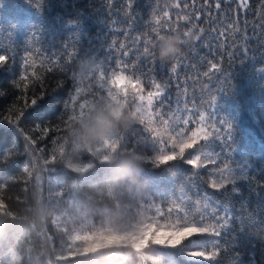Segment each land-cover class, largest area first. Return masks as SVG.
I'll return each instance as SVG.
<instances>
[{
    "label": "trees",
    "instance_id": "obj_1",
    "mask_svg": "<svg viewBox=\"0 0 264 264\" xmlns=\"http://www.w3.org/2000/svg\"><path fill=\"white\" fill-rule=\"evenodd\" d=\"M218 2L217 10L213 0H133L130 19L128 0H0V264L12 250L20 264H264V0H249L246 10L238 0ZM186 31L200 39L162 63L161 40ZM216 34L227 45H245L241 36L251 34L250 51L229 62L227 47L206 46ZM173 65L186 89L181 103L161 110L154 95L142 117L140 95L156 93L153 82L165 81ZM114 73L142 91L121 80L124 92L107 94ZM165 94L178 103L175 89ZM87 103L118 104L131 118L106 150L77 139ZM216 123L229 136L202 139L205 127L220 132ZM192 132L198 139L183 158L157 163L178 155L173 142ZM196 156L197 167L189 163ZM126 161L132 167L122 173ZM79 163L92 167L81 171ZM226 168L247 173L231 183ZM141 224L190 232L174 244L151 236L140 248L108 240L107 228ZM76 234L92 238L59 257Z\"/></svg>",
    "mask_w": 264,
    "mask_h": 264
},
{
    "label": "snow or ice",
    "instance_id": "obj_2",
    "mask_svg": "<svg viewBox=\"0 0 264 264\" xmlns=\"http://www.w3.org/2000/svg\"><path fill=\"white\" fill-rule=\"evenodd\" d=\"M207 2H208V0H205V3H207ZM213 2H214V6L217 10L221 8V3L218 2V0H213ZM239 3H240V6L246 10L248 7V4H249V0H239ZM127 7H128V11H129L128 17L131 19L132 18L131 8L133 7V0H128ZM178 7H179V5H178ZM184 19L188 20L189 17L184 16ZM194 19L197 21L200 19L199 13H196L194 15ZM209 19H210V17H209ZM172 26L174 28V24ZM189 32L190 31H186L185 35H187ZM249 35H251V34L241 36V38L245 40V45H236V42L234 40L232 41V44L227 45L225 43V40H224V34H216V35H214L212 41H209L206 43V46L211 49L213 43H216L219 46L227 47L228 51L226 53H224V55L227 58V60L229 62H231L236 57L237 51H239L240 54H246L250 51L246 46L247 42H248ZM162 37H163L162 35L158 36V39H161ZM149 48H151V42H149V44L143 46L144 53H148ZM229 53H231V54L229 55ZM127 54H128V49L123 48L122 53H121V60H123V57ZM5 59H6L5 57L0 56V66H2L4 64ZM148 61H149L148 67L153 68L155 64L153 63L151 56L148 57ZM125 63L127 64V62H125ZM205 63L210 68H213V69L216 68L215 63H209L208 61H205ZM217 63H221V62L217 61ZM128 66H131L134 68V66H132V65H128ZM110 70L111 69L109 68L108 71H110ZM205 74L209 75V76L211 75V73H205ZM153 75H154V72H153ZM120 80L127 81V86L129 88H134V89H138L139 91H142V89H140V85H139L138 81L133 82V80L130 76H125L123 73H120V74L114 73L111 77V80H110L111 87L109 88L107 94H119L120 90L117 88H114L113 86ZM162 84H163V88H162ZM152 86H154L158 91L156 93L149 91L147 94V98H153L154 95L158 96L160 98L159 103H158V108H160L161 110L166 109L168 112L172 111L173 108H175L179 103H181V93L186 90L185 85L183 84L180 76L178 75V68L175 65H173L171 67L170 75L165 81H159V82L154 81ZM113 89H114V91H113ZM165 89H167V90L175 89L176 90V93H177L176 100L178 101L177 104L173 105L170 100L166 99L167 94H165ZM167 93H168V91H167ZM140 97L145 98L143 95H140ZM42 98L43 97H41V99ZM214 102H215L214 99L210 100L208 102L209 103V109H210L209 110V122L210 123H211V116H212V111H213L212 105L214 104ZM69 103H71V99L69 100ZM36 104H37V99L33 98L31 100V105L35 106ZM80 105H79V107H80ZM151 106H150V108H151ZM24 115H25V111H19L17 119L24 117ZM197 115H199L198 112H197ZM184 123L186 124V123H188V121L185 120ZM216 126L219 128V131L224 132L223 137L229 136L230 130L221 127L218 123H216ZM149 129H151V128H149ZM149 129H148V131H149ZM177 135L182 136V132L177 130ZM207 138H208L207 135H205L204 139L206 140ZM170 139H172V138L170 137ZM197 139H198L197 132H192V138L191 139L184 140L183 142L179 143L178 145L175 142H173V147H177V146L179 147V154L177 155V153L172 152L171 154L161 155V156L157 157V163L158 164L169 163V162H172L174 160L183 158L185 156V149L193 148L194 145L196 144ZM200 160H201V157L196 156L194 159L189 161V163H191L193 166L197 167L198 162ZM212 186L214 188L217 187V184L215 183V181H213Z\"/></svg>",
    "mask_w": 264,
    "mask_h": 264
},
{
    "label": "rangeland",
    "instance_id": "obj_3",
    "mask_svg": "<svg viewBox=\"0 0 264 264\" xmlns=\"http://www.w3.org/2000/svg\"><path fill=\"white\" fill-rule=\"evenodd\" d=\"M122 83L123 82L121 80L118 81V84L120 86L122 85ZM118 89L120 90L119 93L124 92V88H122V86ZM144 97L145 98H140L138 100V104L140 105V107H142V109H141L142 114H143L142 117L149 116L148 112H145L146 111L145 109L147 106H151L150 104L153 100V98H147V96H144ZM101 106H103V104H101ZM101 106L98 105V107H96L94 103H92L90 105L87 103L85 106V110L83 112V115H85V117L87 119H89L95 113V111L97 109H99ZM177 120L179 122L178 124H185L184 123L185 120L188 121V123H186V124H189V123H191V120H193V119L186 118L185 120H183V119L177 118ZM181 120H183V121H181ZM173 122H174V120H173ZM204 129L201 130L200 133L203 137L202 139H204L205 135H207L208 138L206 140L218 139L224 133L221 131L218 132L217 130H216V132H214L211 129H208V127L207 128L205 127ZM186 137H188V136H186ZM116 140H117V136L115 134L114 136H112L109 139L97 142V143H99L97 150H102V149L106 150L110 145L115 144ZM77 166L81 171H85V170L89 169L90 167H92V164L79 163V164H77ZM226 169H229V171H225L224 175L226 176V178H229V182H231V183L242 179L244 177V175L247 173V172H245L246 170H241L240 172L237 173V170L235 168H226ZM247 169H249V167ZM224 175L220 176L219 179L225 180ZM3 225H4V219L0 218V231L3 227ZM106 230L112 231V235H113L111 238H108V240H113L114 238H116V239H114L115 241H118L120 243L124 242L125 244L131 243L132 245H134L137 248L142 247L151 236H154L155 238H157L161 242L163 240H166L170 244H174V243L178 242L179 240H181L182 238H185L188 235V233L190 232V230H188V229L187 230L186 229H177V230L173 229L171 232H167V231L162 230V229L152 228L151 225H148V224H141V225L133 226V228L131 230H128V231H122V230H116L115 231L111 228H107ZM84 238L91 239L92 237L80 236L79 234L71 236L69 238V240L58 251L59 257H62V258L63 257H69L76 250H83V248L85 249L86 245H88V242L84 243L83 242ZM96 238L98 239L96 244H102V243H98V242H100L99 239H101V237L96 236ZM6 262L8 264H20L19 253L16 250H12L11 252H9L6 256Z\"/></svg>",
    "mask_w": 264,
    "mask_h": 264
},
{
    "label": "clouds",
    "instance_id": "obj_4",
    "mask_svg": "<svg viewBox=\"0 0 264 264\" xmlns=\"http://www.w3.org/2000/svg\"><path fill=\"white\" fill-rule=\"evenodd\" d=\"M199 39V34L194 31H190L187 35L176 33L166 36L160 42L158 59L162 63H170L181 55L182 46H187ZM130 122L131 118L122 106L110 104L97 109L91 118L81 123L77 129V139L82 144L103 141L114 136L121 128L128 126ZM119 167L122 173H126L131 170L132 164L126 161Z\"/></svg>",
    "mask_w": 264,
    "mask_h": 264
}]
</instances>
